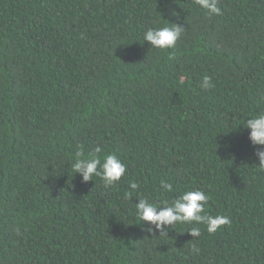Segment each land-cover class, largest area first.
<instances>
[{
    "label": "trees",
    "instance_id": "obj_1",
    "mask_svg": "<svg viewBox=\"0 0 264 264\" xmlns=\"http://www.w3.org/2000/svg\"><path fill=\"white\" fill-rule=\"evenodd\" d=\"M217 6L0 0V264H264V171L244 128L264 112V0ZM168 23L185 29L173 48L143 40ZM97 147L127 165L107 189L71 167ZM196 189L230 224L164 236L135 215L140 198Z\"/></svg>",
    "mask_w": 264,
    "mask_h": 264
},
{
    "label": "clouds",
    "instance_id": "obj_2",
    "mask_svg": "<svg viewBox=\"0 0 264 264\" xmlns=\"http://www.w3.org/2000/svg\"><path fill=\"white\" fill-rule=\"evenodd\" d=\"M195 4L204 10L209 18L221 15V10L217 6L218 0H195ZM168 25L170 26L149 28L144 32L143 40L155 49L173 48L185 29L175 24L168 23ZM201 80V87L205 90L213 87L211 77L205 75ZM244 128L248 130V140L251 145L259 149L254 153L259 162L257 168L264 171V112L247 119ZM101 151L97 147L94 150L95 154H90L87 157H84L82 152H77L71 167L74 174L82 176V183L92 181L93 177H99L107 189L121 180L126 173L127 165L115 154L100 157L98 154ZM138 188L139 185L136 182L129 181L125 199H129L132 192ZM160 189L165 193L174 191L172 183L164 180L160 181ZM209 199V195L200 189L185 191L181 195L175 196L170 204L165 200L158 205L151 203L147 198H140L137 200L138 203L134 204L135 215L140 222L154 225L160 235L166 236V229L176 224L191 225L187 233L193 238L201 235L200 225H203L207 233L211 235L223 226L230 224L231 221L225 215L207 214L206 205ZM146 231L151 233L152 229L148 228ZM193 252H199L195 245H193Z\"/></svg>",
    "mask_w": 264,
    "mask_h": 264
}]
</instances>
